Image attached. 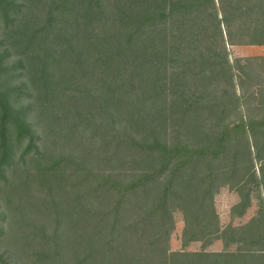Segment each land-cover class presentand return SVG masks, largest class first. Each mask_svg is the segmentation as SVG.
Listing matches in <instances>:
<instances>
[{
    "label": "trees",
    "instance_id": "trees-1",
    "mask_svg": "<svg viewBox=\"0 0 264 264\" xmlns=\"http://www.w3.org/2000/svg\"><path fill=\"white\" fill-rule=\"evenodd\" d=\"M0 34V264H264V56L228 51L264 0H0ZM174 211L224 249L170 251Z\"/></svg>",
    "mask_w": 264,
    "mask_h": 264
},
{
    "label": "rangeland",
    "instance_id": "rangeland-1",
    "mask_svg": "<svg viewBox=\"0 0 264 264\" xmlns=\"http://www.w3.org/2000/svg\"><path fill=\"white\" fill-rule=\"evenodd\" d=\"M3 37L4 36L0 34V40H2ZM228 51H229V55L231 59H234L235 57H248V56H254V55L264 56V45H251V44L231 45L229 46ZM78 81L81 82L80 84H82L80 85V89L84 86L85 87L89 86L90 87L89 92L91 93L94 92L93 91V87L95 86L94 78L88 77L83 81L81 80H78ZM79 92L80 91L78 89V92H77L78 95H79ZM119 105L120 104H118L117 101L112 102V106H115L116 109L120 107ZM254 194L256 195V193ZM254 194L252 196L253 199L251 201V204L248 206L245 213L242 216H237L235 212L233 213L231 211V208L239 200V195L237 191L233 187L229 186L228 184L222 185L218 189V191L214 194V206H215L217 215L219 217L220 225L224 227L229 223L235 224V225L239 223H244L247 220H249L253 215H255L259 208V203ZM173 216H174L175 226L169 238V250L170 251H178L181 249L186 250V251H198L203 248H205L206 250H214V251L219 250L220 251L224 249L221 239H215L209 245L205 247H203L202 241H192L183 247L181 243V233H182V228H183L182 215L179 211H174ZM24 217H26L27 219H29L28 221H30V216L28 214H25ZM9 220H10V216H8V221ZM15 221L17 223H14V224L12 223L10 225V230L12 227L13 233H15L16 235H22L24 233L28 234V232L24 229L20 221L18 222V219H15ZM28 240L29 242H33L32 238L30 239L28 237ZM28 247L32 251L38 249V247H34V246H28ZM4 248H5V245L1 246L0 251H2ZM15 248L18 250V254L16 256L14 255V258H16L18 255L21 256L22 254L21 250L23 248V245L19 243L18 245L15 246ZM16 264H32V263L28 261L27 258L17 257Z\"/></svg>",
    "mask_w": 264,
    "mask_h": 264
}]
</instances>
